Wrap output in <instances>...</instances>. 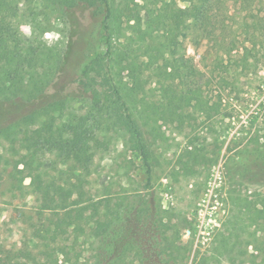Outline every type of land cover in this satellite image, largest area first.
<instances>
[{
  "label": "rangeland",
  "instance_id": "1",
  "mask_svg": "<svg viewBox=\"0 0 264 264\" xmlns=\"http://www.w3.org/2000/svg\"><path fill=\"white\" fill-rule=\"evenodd\" d=\"M113 1L121 15L110 42L101 0L20 4L22 36L40 45L45 64L58 71L50 93L61 91L54 98L63 101L50 116L38 108L36 117L54 120L55 128L87 118L91 162L83 185L106 205L102 220L109 223L96 236L94 224L69 229L52 258L57 264H264L258 254V246L264 249L258 216L264 206V173L258 174L264 171V0ZM136 14L143 27L151 24L154 48L164 46L167 61L160 59L158 72L142 73L132 109L104 95L120 80L132 86L113 52L130 46ZM135 49L137 63L148 61L145 50ZM98 57L114 80L97 79L94 97L85 92L83 70ZM13 106L0 104L2 125L12 120ZM134 115L150 173L131 146ZM18 139L10 145L0 136V264H34L17 255L42 223L39 212L69 206L76 197L62 159L40 146L25 169ZM50 249L36 247L40 264H47L42 255Z\"/></svg>",
  "mask_w": 264,
  "mask_h": 264
},
{
  "label": "trees",
  "instance_id": "2",
  "mask_svg": "<svg viewBox=\"0 0 264 264\" xmlns=\"http://www.w3.org/2000/svg\"><path fill=\"white\" fill-rule=\"evenodd\" d=\"M34 1L0 0V104L15 105L12 107V120L5 125L0 123V136L5 138L10 145H13L19 138L21 148L24 150L20 163L25 169H30V161L35 158L40 146H48L66 164L67 168L63 173L69 177L68 181L70 182L71 177L75 178L69 188L70 193L76 196L75 199L70 202L69 206L58 208V210H49L50 208L43 207L39 212L43 218L42 223L33 229L31 242H25L26 250L24 249L19 253L20 255H17L18 258L40 264L39 260L42 257L36 252V247L43 244L45 247L51 248L48 254L42 255L46 258L43 262L57 264L58 261H54L52 258V255L55 256L57 252L54 245L59 244L69 229L78 232L81 229L85 230L90 224H94L95 227L92 228L95 233L106 229L109 223L107 220H102L103 216H107L104 209L106 205H101L89 197L83 185L91 162V155H88V145L91 139L88 137L86 127L87 118L69 119L67 123L55 128L54 120L41 123L36 117L38 108H42L44 114L50 116L53 110L63 104V101L54 98L60 97L61 91L50 93L58 71H53L48 67L49 65L45 64L44 50L40 45H35L32 42L27 43L20 31L22 19L20 4L30 6ZM101 1L106 10L103 29L107 35V42H110L121 14H117L118 10L113 0ZM133 19L135 23L131 27L130 46L128 49L118 48L113 52L114 62L118 65H125L128 72L126 78L132 82V86L129 88L123 80L116 82L117 88L112 93H105L104 101L118 103L117 99H119V103L122 105L125 104L136 109V85L140 76L144 71H160L163 66L156 64L161 58L167 60L164 55H161L166 51L164 46L160 45L154 48L157 37L152 35L151 24L143 27L142 20L137 14ZM135 45L137 50L141 52L145 50V53L150 56L148 61L137 63ZM105 71L103 57L94 58L85 66L83 70L85 92L97 97L99 92L93 88L94 82L101 78V81L110 84L114 80L108 77ZM157 76L160 77L159 74ZM194 91L197 90L192 89L191 93ZM140 113L142 114V112ZM35 123H41L43 126L33 128ZM16 126L23 129L21 135L16 132ZM128 127L131 146L141 155L143 163L150 173L148 146L139 129L137 115L129 118ZM260 172L264 173L260 170L258 174ZM47 210L53 211L50 212L49 217L45 214ZM258 216L264 218V206L258 209ZM262 224V228H264V222ZM258 254L264 255L262 247L258 246Z\"/></svg>",
  "mask_w": 264,
  "mask_h": 264
}]
</instances>
